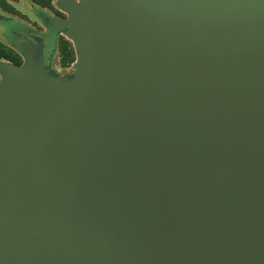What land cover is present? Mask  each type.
<instances>
[{"label":"water","instance_id":"1","mask_svg":"<svg viewBox=\"0 0 264 264\" xmlns=\"http://www.w3.org/2000/svg\"><path fill=\"white\" fill-rule=\"evenodd\" d=\"M56 1L72 74L0 62V264H264V0Z\"/></svg>","mask_w":264,"mask_h":264},{"label":"rangeland","instance_id":"2","mask_svg":"<svg viewBox=\"0 0 264 264\" xmlns=\"http://www.w3.org/2000/svg\"><path fill=\"white\" fill-rule=\"evenodd\" d=\"M0 14L9 18L8 21H0V62L13 63L22 61L17 43L28 35V31L20 29L21 25L44 32L45 23L54 16H66L56 0H0ZM47 54L52 74H72L76 55L72 41L62 31H54Z\"/></svg>","mask_w":264,"mask_h":264},{"label":"flooded vegetation","instance_id":"3","mask_svg":"<svg viewBox=\"0 0 264 264\" xmlns=\"http://www.w3.org/2000/svg\"><path fill=\"white\" fill-rule=\"evenodd\" d=\"M60 16H54L50 22L45 23V30L44 32H38L32 28H28L24 25L20 26V29L28 31V35L22 37L20 40H29L34 41L35 36H41L44 42V60L45 64L49 66V56L47 54L48 45L51 43L52 39L54 38V31H56L54 27V23L59 20ZM12 32H15L14 30ZM19 40V41H20Z\"/></svg>","mask_w":264,"mask_h":264}]
</instances>
